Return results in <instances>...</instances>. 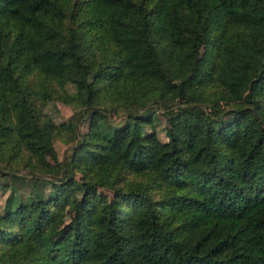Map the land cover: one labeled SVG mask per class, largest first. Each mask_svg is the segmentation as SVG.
<instances>
[{
    "label": "trees",
    "instance_id": "16d2710c",
    "mask_svg": "<svg viewBox=\"0 0 264 264\" xmlns=\"http://www.w3.org/2000/svg\"><path fill=\"white\" fill-rule=\"evenodd\" d=\"M128 27L159 71L184 46L212 64L173 88L125 59ZM175 92L206 119L163 140ZM77 173L110 193L74 195ZM0 192V264H264V0H0Z\"/></svg>",
    "mask_w": 264,
    "mask_h": 264
},
{
    "label": "rangeland",
    "instance_id": "374dc122",
    "mask_svg": "<svg viewBox=\"0 0 264 264\" xmlns=\"http://www.w3.org/2000/svg\"><path fill=\"white\" fill-rule=\"evenodd\" d=\"M126 52L124 54L125 59L139 70L150 71L160 76L167 84L173 88L175 84L182 79L190 82H194L198 77L203 75L207 68L210 67L213 61V54L210 47L206 44L203 45L197 55H194L193 51L184 46L181 54V69L177 72H163L159 71L149 61L144 48L143 40L140 32L134 27H128L125 36ZM43 109L54 119L62 120L68 117L73 108L69 104H65L58 100H49L47 103H43ZM159 121L157 123L158 135L161 139H166L168 133L171 132L174 135L183 132L194 131L204 123L206 116L205 110L202 106H194L184 104L180 97L175 92L173 97L167 102L163 103V108L158 113ZM121 116L114 117V124L120 122ZM17 131L23 135H34V128L27 120L22 112H18L16 115ZM71 140L70 137H67ZM54 145L57 149L58 155H62L66 145L67 139L65 136L55 138ZM40 160L49 165L57 166L53 158L42 148H38ZM109 159L114 161H123L129 157L127 151L110 150L108 152ZM76 184L74 185V195H82L83 193H96L101 194L111 191L110 180L103 176L101 177L100 183L95 187H89L90 189L85 190L82 186V182L79 179V173L75 175ZM88 193V194H89ZM2 193L0 192V201L2 200ZM70 210L67 208L63 213L54 221L50 229L46 233V237L52 239L57 232L58 227L69 217Z\"/></svg>",
    "mask_w": 264,
    "mask_h": 264
}]
</instances>
